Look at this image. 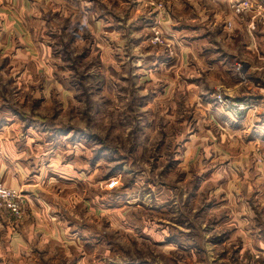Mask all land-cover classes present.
I'll return each instance as SVG.
<instances>
[{
  "label": "clouds",
  "instance_id": "9594fccd",
  "mask_svg": "<svg viewBox=\"0 0 264 264\" xmlns=\"http://www.w3.org/2000/svg\"><path fill=\"white\" fill-rule=\"evenodd\" d=\"M0 264H264V0H0Z\"/></svg>",
  "mask_w": 264,
  "mask_h": 264
}]
</instances>
